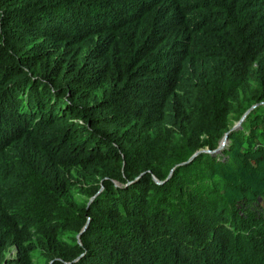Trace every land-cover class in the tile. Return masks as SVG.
Here are the masks:
<instances>
[{
    "label": "trees",
    "instance_id": "trees-1",
    "mask_svg": "<svg viewBox=\"0 0 264 264\" xmlns=\"http://www.w3.org/2000/svg\"><path fill=\"white\" fill-rule=\"evenodd\" d=\"M263 101L264 0H0V264H264Z\"/></svg>",
    "mask_w": 264,
    "mask_h": 264
},
{
    "label": "water",
    "instance_id": "water-1",
    "mask_svg": "<svg viewBox=\"0 0 264 264\" xmlns=\"http://www.w3.org/2000/svg\"><path fill=\"white\" fill-rule=\"evenodd\" d=\"M264 103V101L263 102H260L259 104H263ZM258 104H253L251 107H249L244 113H243V115L239 118V120L237 121V122H235L233 125H232V127L228 130V131H226L224 134H223V136H222V138H221V140H220V142H219V144H218V146L215 148V149H213V150H210V149H208V148H203V149H198V150H196L185 162H183V163H189V162H191L192 161V159H194V157L196 156V155H198L199 153H201V152H207V153H210V154H216V153H218V152H220L225 146H226V144L228 143V141H229V133L231 132V131H233V130H235V129H238L240 126H241V123H242V121L245 119V117H246V115L253 109V108H255L256 106H257ZM172 171H173V168L170 170V172H169V174H168V176H167V178L166 179H168L169 177H170V175H171V173H172ZM153 179H154V181L156 182V183H161L162 181H160V180H158L157 178H155V177H153ZM102 189V187H100V189L98 190V192L100 191ZM97 192V193H98ZM96 193V194H97ZM95 197V195L94 196H92L90 199H89V201L87 202V206L89 205V203L92 201V199ZM87 225H88V221L85 223V225L83 226V228H82V230H81V232L82 231H84L85 230V228L87 227ZM81 232L79 233V234H77V237H79V235L81 234Z\"/></svg>",
    "mask_w": 264,
    "mask_h": 264
},
{
    "label": "rangeland",
    "instance_id": "rangeland-1",
    "mask_svg": "<svg viewBox=\"0 0 264 264\" xmlns=\"http://www.w3.org/2000/svg\"><path fill=\"white\" fill-rule=\"evenodd\" d=\"M89 201V200H88Z\"/></svg>",
    "mask_w": 264,
    "mask_h": 264
}]
</instances>
